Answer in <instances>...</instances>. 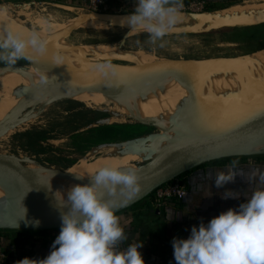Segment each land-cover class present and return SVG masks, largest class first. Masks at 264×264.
<instances>
[{"label": "water", "instance_id": "obj_1", "mask_svg": "<svg viewBox=\"0 0 264 264\" xmlns=\"http://www.w3.org/2000/svg\"><path fill=\"white\" fill-rule=\"evenodd\" d=\"M180 13L185 14L187 21L174 26L169 35L208 33L225 28L264 24V8L224 14L210 10ZM129 14L131 12L91 11L90 15H83L79 19L103 20L112 26H122V19ZM4 24L5 21L0 22V28H3ZM122 27L131 31L127 25ZM74 28L76 26L70 31ZM122 47L119 45L118 49L122 51ZM253 55L160 59L147 63H133L118 55H101L96 60L85 57L84 61L89 64L84 70L67 77L46 49L42 53L30 49L28 57L21 59L20 63H1L0 70L23 68L42 60L55 72L56 80L43 79L22 87L18 92L19 96L36 92L38 95L31 103H21L12 117L0 122V132L10 129L18 122L24 123L23 116L27 112H37L40 104L55 100L50 96L56 89L97 90L104 96L116 98L136 90L139 86L149 85L159 78H170L184 84L188 96L182 102L179 115L176 119L167 120L163 127H158L156 121L151 118L127 115L155 127L158 133L128 140L124 144L98 145L99 148H124L117 153L119 155H140L149 159L135 167L139 177V191L128 203L117 208L116 213H119L142 202L158 187L203 164L226 158L264 155V76L249 67V58ZM96 63H111L117 66V71L101 75L92 67ZM244 70H249L250 76L236 95L221 96L212 87L206 92V84H203L206 77ZM234 96H237V99ZM187 113L189 118L185 120ZM103 122L97 120V123ZM168 135H174L177 140H169ZM35 164L46 172L53 171L60 175L73 166L49 168L36 161ZM0 172H6L14 184V193L0 205V230L60 229V213L66 209L41 208L36 199V184L30 179L26 164L0 153ZM89 182V179H84L78 184ZM105 199H112L121 204L126 196L118 192ZM36 221H39V224H36Z\"/></svg>", "mask_w": 264, "mask_h": 264}, {"label": "clouds", "instance_id": "obj_2", "mask_svg": "<svg viewBox=\"0 0 264 264\" xmlns=\"http://www.w3.org/2000/svg\"><path fill=\"white\" fill-rule=\"evenodd\" d=\"M182 7V0H134V10L121 25L131 31L143 30L149 42L155 45L159 41L158 46L163 48L164 38L178 23ZM6 18V8L0 7V22ZM30 49L41 53L46 49V40L38 31H19L10 24L0 28V62L15 64L27 58ZM92 67L101 75L117 71L111 63ZM236 163L233 161L229 168ZM235 175L234 171L218 173L215 186H223ZM89 180L55 193L58 206L66 211L60 213V231L49 253L44 258L24 257L15 264H145L138 251L142 242L122 247L128 237L116 215L117 208L139 191L137 170L129 167L123 171L119 165L105 164ZM248 180L254 187L244 202L206 223L193 225L187 238H172L175 264H264V170H253ZM101 190L110 197L119 192L126 199L117 204L103 198ZM222 198L235 199L238 194L228 190Z\"/></svg>", "mask_w": 264, "mask_h": 264}, {"label": "rangeland", "instance_id": "obj_3", "mask_svg": "<svg viewBox=\"0 0 264 264\" xmlns=\"http://www.w3.org/2000/svg\"><path fill=\"white\" fill-rule=\"evenodd\" d=\"M118 1H123L125 4L124 6L122 5L121 12L130 10L127 0ZM0 4L7 6L8 13L11 14L12 19L14 18L17 22H21L19 24L22 26L29 27L33 19L43 18L52 23L53 26H57L56 32H61L65 28V24L80 22L79 18L91 13L82 4H78L76 0L75 2L70 0H59L58 2L50 0H0ZM237 7L264 8V0H232L225 3V5L208 3L206 10L224 14L228 13V9ZM63 31L60 34V38L67 45L111 44L117 46V48L122 45V51L129 54L137 53V51L143 52L150 57V60L240 57L259 52L264 53V24L225 28L208 33L168 34L164 38L165 46L163 48L158 46L159 41L155 45L149 42L147 33L143 30L130 32V30L122 26L109 24H104L102 27L76 26L71 31H67L66 37H63ZM21 61L18 60L15 64ZM15 86L17 85H0V100L5 95L15 96V99L7 100L6 104L0 107V117L3 112L13 107L9 110L6 119L12 117L18 107L16 105L18 101L24 97L36 98L38 95L36 92L19 96V90L12 91ZM82 91L84 90L73 91L75 95L64 93L69 99L60 98L44 102L40 104L37 112H27L23 116L25 119L24 123L18 122L10 129L0 132V153L26 164V168L30 173H34L37 176L38 181H44L40 173L46 171L36 165L35 161L49 168H65L75 164L79 165L78 163L81 161L93 162L98 158L107 157L109 153L117 154L124 149L115 147L99 148L98 145L100 144H124L128 140L158 133V129L155 127L143 124L125 115L133 112L138 113L134 109L137 104L135 95L133 100L126 104L117 103V107L126 111L124 114L113 107V102H96L88 105L85 101V94L82 95L84 93ZM181 92H183L182 89ZM126 107L129 108L131 113L127 111ZM35 113L37 114L35 115ZM97 120H103L104 122L97 123ZM135 156L136 159L130 163L132 168L149 160L140 157V155ZM73 168L67 169V171ZM67 171L63 175L53 171L48 172L54 175L48 182L59 184ZM34 180L36 182V179ZM3 202L5 200L0 202V205ZM35 231L0 230V234L5 235L8 232V234L12 235H19L20 233L23 235H35ZM48 234L56 237L59 231L57 229L52 230Z\"/></svg>", "mask_w": 264, "mask_h": 264}, {"label": "bare ground", "instance_id": "obj_4", "mask_svg": "<svg viewBox=\"0 0 264 264\" xmlns=\"http://www.w3.org/2000/svg\"><path fill=\"white\" fill-rule=\"evenodd\" d=\"M0 7H4L7 10V18L4 20L6 24H10L19 31H26L27 29H32L40 33V35L46 40L47 53L61 67L67 77L84 70V67L89 64L88 62L84 61L85 57H90L92 60H96V58L101 55H118L124 57L127 60H131L134 63L151 62V60L149 59L150 57H148V55L143 52L137 51V53L129 54L127 52L119 50L117 46L111 44H95L86 46L72 44L67 45L60 38L62 30H64L63 37H66L67 31H69L73 25H86L87 27H102L104 24H106V22L103 20L95 21L88 19H80V22H76L75 24H65V28H63L61 32H56L58 29L57 26H53L52 23L46 21L43 18L33 19V22H31L32 24L29 25V27L22 26L21 24H19L21 22H17V20H14V18L12 19V17L10 16L11 14L8 13L7 6H3L0 4ZM253 9L254 7H237L228 9V12H239L243 10L248 11ZM186 21L187 18L185 14L180 13V19L175 26L184 24ZM42 25L47 26L42 28L39 27ZM249 63V67L257 70L260 76H264L263 52H259L251 56L249 58ZM249 76V70H244V72L236 71L218 73L206 77V80L203 84H206V92L209 91L212 87V89L219 92L221 96L225 95L226 97H231L232 95H236L237 93H239L240 89H242V86L247 83L246 80ZM43 79L56 80V74L51 69V67L48 66L42 60H37L34 63L29 64L23 68H16L13 70H0V85H17L12 89V91L20 90L22 87L37 83ZM63 89L64 90L56 89L55 91H53V96H50V98L53 97L55 99H69L64 93L75 95L73 92L75 90L67 88ZM181 89L183 90V92H181ZM231 91H234V93ZM82 93V95L85 94V101L88 105L89 103L96 102H113V107H115L116 110H119L124 114L126 111H124V109L122 108L117 107V103L126 104L127 102L132 101L135 95L137 98V104L134 109L139 114L135 112L131 113L129 108L126 107L127 111L131 113L126 115H140L143 117L151 118L156 121V125L158 127H163L166 124L167 120H173L178 117V111L182 106V102L188 96V90L186 86L182 83H178L174 80H171L170 78H159L149 85L139 86L136 90H132L129 93L116 98L104 96L97 90H84L82 91ZM234 98L237 99V96H234ZM13 99H15V96L5 95V97L0 100V107H3L6 104L7 100ZM34 99L35 97H24L20 101H18L16 105L19 106L21 103H31ZM12 108L13 107L8 109V111L6 110L2 113L0 117V122L6 120L9 110H11ZM188 118L189 115L187 113L184 119L187 120ZM168 139L177 140L174 135H168ZM135 159L136 156L131 154L119 155L109 153L107 154V157L98 158L93 162L81 161L78 163L79 165L75 164L70 167L74 168L67 171L66 175L63 176L59 184L48 182L54 177V175H51L48 172L40 173L42 178H44V181H38L37 176L34 175V173H30V179L32 181L33 179H36V182L35 180L33 182L36 184L37 202L40 204L41 208L45 210L59 207L55 198V193L57 191L65 192L71 185L78 184L84 179H89V177L92 176L97 169L104 166L105 164H116L119 165L123 171H127L128 168L132 165L130 163H132ZM33 170L35 171V169ZM77 176L80 177L78 178ZM13 193L14 184L10 179L9 175L6 172H0V202L4 201L8 196L12 195ZM102 193H104V191H102ZM111 197L104 193L103 198Z\"/></svg>", "mask_w": 264, "mask_h": 264}, {"label": "crops", "instance_id": "obj_5", "mask_svg": "<svg viewBox=\"0 0 264 264\" xmlns=\"http://www.w3.org/2000/svg\"><path fill=\"white\" fill-rule=\"evenodd\" d=\"M50 1L58 2L59 0ZM70 1L75 2V0ZM204 1L212 5H225L232 0ZM76 2L82 3L81 0ZM128 4L130 8L128 12H132L134 0H128ZM257 157H246L244 161L237 162L234 168H229L232 164H205L192 169L184 176L187 194L182 199L180 207L169 206L155 209V212H146L138 203L132 206V209L116 213L128 237L122 247H126L129 243L142 242V247L138 251L145 264H175L172 238H187L193 225H198L201 221L206 223L220 212L244 202L251 188L254 187L248 180L252 171L264 170V155ZM222 171H234L236 175L232 181L217 188L214 179ZM228 190L237 193L238 198L223 199L222 194ZM169 213H171L170 216ZM39 231L42 230H36L35 235L5 233L2 237L6 257L0 258V264H15L24 257L44 258L56 237ZM52 237L54 239L50 240Z\"/></svg>", "mask_w": 264, "mask_h": 264}, {"label": "built area", "instance_id": "obj_6", "mask_svg": "<svg viewBox=\"0 0 264 264\" xmlns=\"http://www.w3.org/2000/svg\"><path fill=\"white\" fill-rule=\"evenodd\" d=\"M181 11L201 12L207 9L208 2L204 0L184 1ZM82 6L95 12H121L123 1L108 2L106 0H83ZM187 194V185L178 178L174 179L154 190L150 196L153 209H160L169 204L181 201ZM6 253L0 239V258H5Z\"/></svg>", "mask_w": 264, "mask_h": 264}, {"label": "trees", "instance_id": "obj_7", "mask_svg": "<svg viewBox=\"0 0 264 264\" xmlns=\"http://www.w3.org/2000/svg\"><path fill=\"white\" fill-rule=\"evenodd\" d=\"M106 1H108V2H115V1H117V0H106ZM128 1V0H127ZM209 3V2H208ZM255 157H257V156H255ZM258 158V157H257ZM246 159V157H237V158H226V159H220V160H216V161H211V162H208V163H206V164H232V162L233 161H235V162H241V161H244ZM203 165H205V164H203ZM189 172V171H188ZM188 172H186V173H184V174H182L181 176H179L178 177V179L180 180V181H182V182H184V176H185V174H187ZM150 196L151 195H149L146 199H144L142 202H140V206L143 208V210H145L146 212H155V209H153V207L151 206V203H150ZM181 202H182V200L181 201H179V202H173V203H171V204H169L168 206H165V207H162V208H160V209H163V208H166V207H169V206H173V207H180V205H181ZM128 209H132V207L131 208H128ZM127 210V209H126ZM125 211V210H124ZM54 230H56V229H54ZM58 231H60V229H57ZM50 231H52V230H42V231H39L40 233H48V232H50ZM3 235L2 234H0V239H1V244H2V246H3V237H2ZM54 239V237H52V239H50V240H53Z\"/></svg>", "mask_w": 264, "mask_h": 264}]
</instances>
